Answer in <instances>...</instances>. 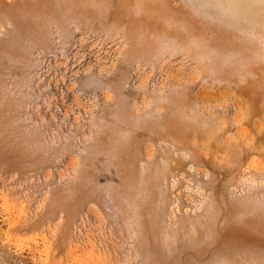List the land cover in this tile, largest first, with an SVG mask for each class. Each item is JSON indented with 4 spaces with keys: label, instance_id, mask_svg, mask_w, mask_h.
I'll return each mask as SVG.
<instances>
[{
    "label": "rangeland",
    "instance_id": "obj_1",
    "mask_svg": "<svg viewBox=\"0 0 264 264\" xmlns=\"http://www.w3.org/2000/svg\"><path fill=\"white\" fill-rule=\"evenodd\" d=\"M0 264H264V0H0Z\"/></svg>",
    "mask_w": 264,
    "mask_h": 264
}]
</instances>
